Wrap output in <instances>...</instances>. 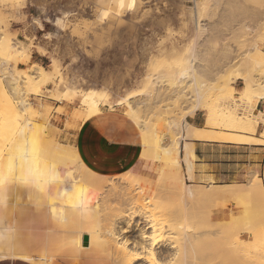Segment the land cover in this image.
Here are the masks:
<instances>
[{
	"label": "bare ground",
	"instance_id": "1",
	"mask_svg": "<svg viewBox=\"0 0 264 264\" xmlns=\"http://www.w3.org/2000/svg\"><path fill=\"white\" fill-rule=\"evenodd\" d=\"M243 1L251 5L253 9L251 13L253 14L252 19L259 22L262 20V22L258 24V27L244 22L239 26L238 30L236 27L235 29L249 33H255L258 28L263 29L264 0ZM96 2L101 7L99 16H97L101 24L119 21L127 13L137 14L145 4V0H96ZM194 2L195 7L191 16L196 30L195 44L193 42L195 46L204 35L210 31L213 32V29L210 28V25L203 23L204 17H206V9L204 7L206 3L201 4L197 0ZM237 7L239 8L237 9ZM235 9L239 10V13L243 15L249 12L245 5L243 7L235 6ZM236 10L235 18H237L236 15L238 13ZM59 25L63 27L64 23L61 24L59 22ZM210 39H204L206 41V44H203L204 47L207 48L206 45H208L211 49L212 47L214 49L218 47L233 49V44H231L233 40L221 44L218 41L219 39L216 41H214V38ZM233 43L237 44L234 48L238 47V42L235 41ZM194 46H192V50L195 53L191 54V57L189 56V68L186 71H181L176 82L173 83L169 80L161 82V86H159V82L156 85L155 81L151 80L152 74L147 75L146 81L157 86L155 87L157 93L161 91L162 87H167L166 92L169 91V93L175 95L172 104L165 108L166 111H172L178 106L186 108L181 119H169L166 123L167 133H159L157 126L152 121L143 120L138 115L139 111H137L131 100L134 97L133 94L131 95L130 93L131 96L121 97L114 104L117 107H125L126 115L140 129L144 151L138 168L141 165L147 167L160 178L161 184L158 189L147 196L143 192L138 193L139 195L133 193V190L135 191L136 188L138 189V187L143 185L142 179L134 172L132 176H102L85 163L75 145L63 144L57 139L55 135L57 128L55 129L50 124L41 126L36 123L37 118H44L46 114L41 113L39 109L33 106L28 100V94L31 91L37 93L41 86L46 85L51 80L50 75L52 74H49L44 67L37 64H33L29 68L19 69L18 64L24 66L31 63L27 47H17L10 40L5 42L1 51L3 55L9 58L13 71L3 69L5 63L0 64L2 73V77H0V96L2 97V100H0V108H2L0 115H3V117L0 116L3 118V120L0 118V129L8 135L4 136L8 144L4 145L6 141L4 140L5 142L3 143L0 140V164L4 158L3 156L11 153L14 158L21 156L24 172L25 168L35 164L44 169L52 168L58 173L54 180L45 182L40 187L25 182L23 176L22 186L30 187L39 194V202L36 204L35 210L30 208L31 204L29 201L25 203V208L28 210L27 218H32V221L37 225L45 226L48 213L45 212L43 203H47L52 215V224H59L63 228V231L60 227L61 229L58 228L56 232L61 234L65 240H68L67 237L70 234L69 231L73 228L72 225L77 223L75 227L82 230L83 234L80 235L83 236V239L86 236L89 238V245L86 247L90 249L94 245L113 264H199L197 250L202 240L201 236L194 233L193 227L190 226L191 213L188 208L189 203L201 199L214 201L234 199L238 203L239 210L235 214H230L227 221L229 225H239L240 228V232L235 239L237 242L233 243L237 245L234 257L239 264H264V181L253 176L247 185L223 187L215 186L212 181L207 188L205 187L206 189L187 183V181H194L195 161L197 160L191 140H209L211 137H208V135L218 133L215 129H199L187 122V117L199 110L206 109L210 111L209 125L211 124L212 127L231 128L234 130L233 132L220 133L223 139L242 145H264V109L258 110V105L264 102V52L256 44L253 46L252 54L250 52L243 55L244 62L249 66L250 72L247 73L248 76L240 75L236 79V82L239 80L243 81L245 86L239 98L229 94L235 81L228 79L221 86L223 87L222 92L225 90L226 94L230 96L220 97L215 105L209 106L206 103V96L209 91L207 82L203 80L204 76L202 77L194 64L198 60L195 48L197 45ZM163 51L166 52L164 49ZM168 52H166L167 54H162L168 55ZM170 53L169 56H179V51L176 47H173ZM162 54H160L158 59L155 58V61L158 60L155 64L157 65L156 67L164 63L163 60H165L164 57L166 56L163 55V57L161 56ZM162 58L164 59L160 60ZM234 63H231V66ZM152 67L153 69L156 68ZM105 107L113 109V103L107 101L105 90H83L81 92L80 109L76 110L71 116L70 122L77 125V130H75L74 134L80 130L85 122L100 114ZM160 119L156 115L155 120L159 122ZM259 126L263 127V132L258 136L257 128ZM182 130L184 131L183 135L181 133ZM179 131H181V135H179ZM22 147L24 149L21 153ZM4 148H7V150ZM6 151L7 153H5ZM137 189L136 191H138ZM144 189L146 190V188ZM75 198L78 200L76 202L78 203L76 207L78 211L76 208L75 210L71 209L72 207L66 203L64 205L60 204L63 199L73 203ZM169 198L174 200V216H170L169 208L166 205ZM70 209L83 219L87 218V215H90L89 213L92 211L99 210V213L103 214L101 220L99 219L100 215L97 218L95 216L97 214L95 212L92 213L95 216L94 219L100 220L96 221L99 222L98 227L100 228L96 229V226L95 229L91 228L95 221L91 224L83 220L86 224H91H89V229L86 224L81 225V221L79 223L75 219L76 216L73 215L71 217L77 222L69 218V215L74 213L68 212ZM220 214H224V211L221 210ZM93 215L91 214V216ZM81 217L78 218L82 219ZM70 219L76 223L71 225ZM94 219L92 218V220ZM100 223H103L102 227ZM235 229L231 230L234 231ZM208 232L205 231L206 234L203 233L202 237L208 235L211 239L217 233L210 230ZM218 233V235L222 236V233ZM55 234L54 231L49 232L44 244L46 245L48 241L54 242L56 240ZM242 234H248L249 239H244ZM77 236L78 234H76ZM29 237L33 241L39 238L38 235H30ZM90 240L93 242L91 243ZM64 244L69 249L73 248V245H83L77 240L74 243L66 242ZM61 247V245L58 246V248ZM31 248L30 244L25 241V244H18L17 248L15 247V254L12 256L32 264H49L52 260L50 259L52 254L50 258H34L30 254ZM54 256L52 255V258ZM9 257L0 249V260Z\"/></svg>",
	"mask_w": 264,
	"mask_h": 264
},
{
	"label": "rangeland",
	"instance_id": "2",
	"mask_svg": "<svg viewBox=\"0 0 264 264\" xmlns=\"http://www.w3.org/2000/svg\"><path fill=\"white\" fill-rule=\"evenodd\" d=\"M194 1L195 0H145V4L142 6L139 13H127L119 21L101 24L99 17H97L99 16L101 7L96 0H0V64L5 63L3 69L13 71L9 58L3 55L1 51L5 42L10 40L12 43H15L17 47L25 46L28 49L27 52L31 63L24 66L18 64L19 69L29 68L32 67L33 64H37L44 67L49 74H52L50 75L51 80L46 85L41 86L37 93L31 91V93L28 94V100L34 107L39 109L41 113L46 114L44 118H37L36 123L41 126L50 124L55 129L57 128L55 135L63 144L75 145L73 141L77 125L72 124L70 121L71 116H73L76 110L80 109L81 92L89 89L105 90L107 93V101L113 103V109L105 107L101 114L107 112L108 116L117 115L118 119L127 121L129 128L123 130V137L125 139L138 141L141 145L140 155L136 163L120 175L132 176L133 172L137 174V176L142 179L143 185H145L138 187V189L136 188L138 191L135 189L133 193L139 195L138 193L143 192V194L149 196L158 189V186L161 184L160 178L147 167L141 165L138 168L141 155L144 151L143 145L141 144L140 129L138 125L126 115L125 107H117L114 104L121 97H127L133 94L134 97L131 100L137 111H139L138 115L143 120L147 119L152 121L157 126L159 133H167L168 129L166 123L170 118H182L186 109L184 106H178L172 111H166L165 109L172 104L175 95L169 93V91L166 92L167 87H162V89H160L161 91H159L160 93H157L155 90L157 86L146 81V79L148 74H152L153 77L151 80L155 81L156 85L159 82L158 85L161 86V82H167L169 80L173 83L176 82L179 79L181 71L188 70L189 58L195 53V51L192 50V46H194L193 42L196 40V30L191 16L193 8L195 7ZM197 2L201 4L206 3L204 6L206 9V17H204L203 23L210 25L213 32H208L209 36L208 34L204 35L201 40H199V43L196 44L197 46H194L198 56V60L194 64L202 77L204 76L203 80H205L208 85L209 91L206 96V103L209 106H213L220 97L223 98L226 95H231L235 98H239L242 95L245 86L243 81L239 80L236 82V79L240 75L248 76L247 73L250 72L249 66L244 62L243 55L250 52L252 54L253 46L256 44H258L260 49L264 52V28L256 29L255 33L242 30L237 31L239 26L244 22L255 27H258V24L262 22V20L259 22L252 19L253 14L251 13L253 9L249 3H245L243 0H197ZM244 5L249 11L245 15L239 13V10L235 9V6L243 7ZM233 8L239 13V15L237 13L238 16L236 15L237 18L234 16L236 12ZM238 8L239 7H237V9ZM59 22H61V24L64 23V26L62 27L59 25ZM238 23L240 24L238 25ZM216 28L219 30H216ZM205 38H214V41L219 39L218 41L221 44L233 40V42H238L240 46L238 44V47L234 48L237 44L231 42V44H233V49L229 48L231 51L225 48L224 50L223 47H218L217 49L212 47L211 49L208 45H206V48L203 46V44H206ZM254 42L256 43L254 44ZM173 47H176L179 51L178 57L169 56ZM163 49L166 52L169 51L168 55L162 54H167ZM160 54H162L161 56L164 55L168 57L166 58L163 56L165 60H163L164 58L160 60H163L164 63L156 67L157 65L155 64ZM155 58H157V61H155ZM229 60L231 61L230 63ZM232 61L235 63L231 66V63H233ZM152 66L157 69H153ZM1 74L0 70V77H2ZM228 79L235 81L232 84L230 95L226 94L225 90L222 92L223 87L221 86L222 83ZM0 100H2L1 96ZM53 102L59 104L64 103V105L56 109ZM1 109L2 108H0V110ZM263 109L264 102H261L259 104V110ZM199 111L204 113L207 119L205 129H215V131L218 132L214 135H208L211 139L202 141L230 142L223 139L220 133L233 132L234 130L231 128L212 127L211 124L209 125L210 111L206 109ZM1 114L3 113L1 112ZM156 115L161 118L159 122L155 120ZM0 116L3 117V115ZM60 117H63V121ZM1 120H3V118H1ZM131 126H133V128ZM2 131L3 130L0 129V140L4 143L6 141L4 136L8 135ZM180 132L181 131H179V135H181V133L182 135L184 134L183 130L181 133ZM6 144H8L7 141L4 145ZM4 149L7 150V148ZM23 149L24 147L20 150L21 153ZM5 153H7V151ZM3 157L2 163L0 164V179H3L5 183L2 189L8 187H13L15 189V194L6 193L3 197L6 202L15 206L14 219L16 225L22 229L21 232L24 234L11 246L25 244V241H27L32 247L30 253L34 258H50L51 254L53 256L55 255L53 258L51 255L50 259L52 260L49 264L67 263L70 260L77 262L80 258L90 254L81 249L78 250L76 245H73V248L69 249L64 243H74L76 240L77 242L83 243V236L80 235L83 234V232L80 228L75 227V225L77 226L76 222L81 221V225L86 224L85 222L94 223L91 228L95 229L96 226V229H99V222L96 221H100L103 214L99 213V210H96L94 211L97 214L95 216L98 218L100 215V220L97 218L94 219L95 216L93 215V211V213L91 212L89 213L90 215H87V218L83 219L71 210H75L78 206V203H76L78 200L76 198L73 203L64 199L60 201L61 205L66 203L72 207L68 212H71V214L74 213L72 215H69V213V218L74 219L71 217L74 215L77 220L74 219L76 222H73V220L70 219L71 225L73 223L76 224L72 225L73 228L69 231L68 240H65L61 234L56 232L57 229L60 227L62 228V226L59 224H55L56 226L52 224L51 213L46 215L45 226L37 225L30 217L23 218L22 210L25 208V203L29 201L31 204L30 208L35 210L36 204L39 202V194L30 187L22 186L24 165L21 156L19 155V157L14 158L10 153ZM245 173L246 177L243 181L233 183L232 185H247L253 176L262 179L260 173L251 168H248ZM187 183L193 184L201 189H206L212 181H205L203 185H200L195 182L194 179V181H187ZM144 188H146V190ZM166 205L169 208L170 216H174L173 198H169ZM188 208L191 213V219L189 220L190 226L193 227L194 233L201 236L202 240L197 250L199 264H239L234 257L237 245L233 243L237 242L235 239L236 235L240 232V228L239 225H229L227 223L230 214H235L239 210L237 201L234 199H228L226 201L201 199L189 203ZM219 208L220 211H224V214H229L228 219H217L221 215ZM7 214H9V212H7ZM91 214L93 216H91ZM89 224H86V227L88 226L87 228L90 229ZM100 224L102 227L103 223ZM231 229L235 230L232 231ZM209 230L217 233L220 232L222 236L216 233L211 239L208 235H205L204 237H206V239H204L202 236L206 234L205 231L209 233ZM52 231L56 233V240L54 242L48 241L45 245L44 239L46 238V234ZM76 234H78L77 237ZM30 235H38L39 238L33 241V239L29 237ZM242 235L244 239H249L248 234ZM58 239H61L60 242ZM31 241L33 242L31 243ZM90 242L92 243L93 241L90 240ZM10 244L11 243L5 242V240L2 243V245L6 247L10 246ZM60 245L62 247L58 248ZM54 246L57 247L55 248ZM96 248L97 247L93 245V252L97 250ZM100 255L101 256L98 257L100 264H113V262L107 260L104 255Z\"/></svg>",
	"mask_w": 264,
	"mask_h": 264
},
{
	"label": "crops",
	"instance_id": "3",
	"mask_svg": "<svg viewBox=\"0 0 264 264\" xmlns=\"http://www.w3.org/2000/svg\"><path fill=\"white\" fill-rule=\"evenodd\" d=\"M53 104L56 109L64 105V103L54 102ZM107 114V112L100 113L85 122L74 135L73 143L91 169L102 175H120L136 163L140 155L141 145L138 141L123 137V130L129 128L127 121L118 119L117 115L108 116ZM189 116L187 122L190 125L205 129L207 119L204 113L197 111ZM60 119L63 121V117ZM131 127L133 128V126ZM257 132L259 136L262 132V126L257 128ZM191 143L194 145V153L197 157L194 179L198 184L203 185L205 181H213V183L215 181V186L232 185L244 180L248 168L259 172L264 181V145H242L225 141L202 140H191ZM6 193L15 194V189L13 187L0 189V194ZM43 205L45 212L50 213L48 204L43 203ZM22 211V217L27 218L28 210L24 208ZM14 215L15 206L13 204L6 202L3 207H0V233H7L8 238L5 242L11 243L10 246L6 247L2 245L3 242H0L1 251L10 256L0 260V264H32L12 256L15 254L13 248L15 249L17 246L11 245L24 235L21 232L22 229L16 225ZM228 216L229 214H222L217 219H228ZM12 229L14 232L10 231ZM47 235L48 233L46 237ZM77 247L78 250L81 249L90 254L80 258L77 262L70 260L67 263L58 264H100L98 258L101 256L100 254L111 261L100 250L93 252V248L89 249L83 245Z\"/></svg>",
	"mask_w": 264,
	"mask_h": 264
},
{
	"label": "clouds",
	"instance_id": "4",
	"mask_svg": "<svg viewBox=\"0 0 264 264\" xmlns=\"http://www.w3.org/2000/svg\"><path fill=\"white\" fill-rule=\"evenodd\" d=\"M58 176V173L55 172L52 168L44 169L38 165H31L25 168L24 180L25 182L32 183L36 187H40L45 182H51ZM4 180L0 179V189L4 186ZM6 201L2 194H0V207L5 205ZM14 232V229L10 230ZM8 238L7 233H0V242H3Z\"/></svg>",
	"mask_w": 264,
	"mask_h": 264
},
{
	"label": "water",
	"instance_id": "5",
	"mask_svg": "<svg viewBox=\"0 0 264 264\" xmlns=\"http://www.w3.org/2000/svg\"><path fill=\"white\" fill-rule=\"evenodd\" d=\"M88 245H89V238L86 236V237H84V239H83V246L86 247V246H88Z\"/></svg>",
	"mask_w": 264,
	"mask_h": 264
}]
</instances>
